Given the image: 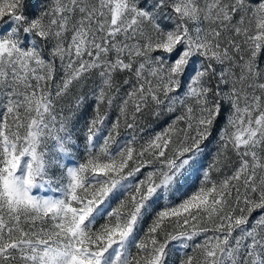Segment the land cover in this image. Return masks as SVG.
<instances>
[{
    "label": "snow or ice",
    "instance_id": "obj_1",
    "mask_svg": "<svg viewBox=\"0 0 264 264\" xmlns=\"http://www.w3.org/2000/svg\"><path fill=\"white\" fill-rule=\"evenodd\" d=\"M0 264H264V0H0Z\"/></svg>",
    "mask_w": 264,
    "mask_h": 264
},
{
    "label": "rangeland",
    "instance_id": "obj_2",
    "mask_svg": "<svg viewBox=\"0 0 264 264\" xmlns=\"http://www.w3.org/2000/svg\"><path fill=\"white\" fill-rule=\"evenodd\" d=\"M152 125H153V121L151 120V118H146L141 126L145 127V128H150V127H152ZM162 127H163L162 125L160 127H156L155 130L160 131V130H162ZM137 132H139V128L137 129ZM125 134H127V130L122 128L121 129V136H124ZM81 143H82V140H81ZM209 163H211V157L210 156L205 161V164H209ZM214 176H215V174H214ZM146 227H147V225H145V228ZM188 254H190V255L193 254L191 249L188 250ZM180 255H181V253H176L175 258L177 259V261H178Z\"/></svg>",
    "mask_w": 264,
    "mask_h": 264
}]
</instances>
